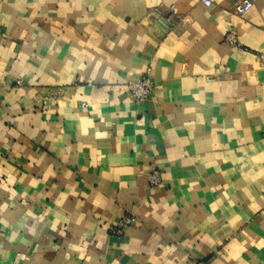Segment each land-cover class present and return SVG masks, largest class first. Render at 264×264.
Instances as JSON below:
<instances>
[{
	"label": "crops",
	"instance_id": "obj_1",
	"mask_svg": "<svg viewBox=\"0 0 264 264\" xmlns=\"http://www.w3.org/2000/svg\"><path fill=\"white\" fill-rule=\"evenodd\" d=\"M241 1L0 0V264H264V0Z\"/></svg>",
	"mask_w": 264,
	"mask_h": 264
},
{
	"label": "built area",
	"instance_id": "obj_2",
	"mask_svg": "<svg viewBox=\"0 0 264 264\" xmlns=\"http://www.w3.org/2000/svg\"><path fill=\"white\" fill-rule=\"evenodd\" d=\"M202 4L206 7L209 8L212 5V0H201ZM252 8V3L250 2V0H242L240 3L236 4L234 7V11L237 15L239 16H243L245 15L248 11H250V9ZM160 15L159 10L156 8L154 9L151 14L149 15V17H158ZM173 19V15L169 14L166 18H165V22L167 24H170L171 21ZM225 41L231 45L234 48H238V43L237 40L235 38V36L233 34H228L226 36ZM261 67L264 68V59H261ZM152 93V82L150 81V79L145 76L137 81L134 82H130L128 84V94L129 97L134 100L135 102H144L146 101L149 96ZM148 181L149 184L151 186H157L161 184V178H160V174L158 171L153 170L149 175H148ZM134 222V218L131 217H126L123 218L118 224L116 229H114L115 233H118L120 231H122L123 228H125L126 226L132 224Z\"/></svg>",
	"mask_w": 264,
	"mask_h": 264
}]
</instances>
